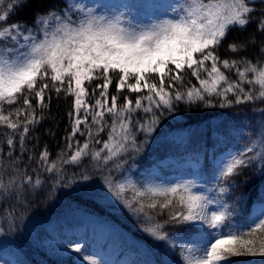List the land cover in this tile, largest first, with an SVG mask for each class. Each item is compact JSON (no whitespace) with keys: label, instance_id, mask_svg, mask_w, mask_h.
Returning a JSON list of instances; mask_svg holds the SVG:
<instances>
[{"label":"snow or ice","instance_id":"6c2138e0","mask_svg":"<svg viewBox=\"0 0 264 264\" xmlns=\"http://www.w3.org/2000/svg\"><path fill=\"white\" fill-rule=\"evenodd\" d=\"M26 3L0 0V205L11 201L0 211L8 231L23 219L17 211L27 207L29 190L50 182L54 191L99 173L140 230L178 255L180 264L264 258V193L243 218V195L227 199L247 170L264 175V7L256 6L264 0H167L161 11L144 15L105 0H62V7L37 11L31 25L7 23ZM253 20L259 39L255 33L234 38L225 49L230 55L222 57L229 31L245 30ZM250 46L258 48L255 58L241 55ZM53 97L70 101L55 158L37 134L54 119ZM180 104L252 105L259 119L240 137L243 143L215 160L210 180H134L130 161ZM45 132L56 136L51 128ZM69 167L80 171L69 176ZM68 247L87 264H107L80 243Z\"/></svg>","mask_w":264,"mask_h":264},{"label":"trees","instance_id":"16d2710c","mask_svg":"<svg viewBox=\"0 0 264 264\" xmlns=\"http://www.w3.org/2000/svg\"><path fill=\"white\" fill-rule=\"evenodd\" d=\"M53 5L62 7V0H27L24 7L10 15L7 23L27 22L31 25L37 11ZM256 6L264 7L260 4ZM129 7L140 15L148 13L144 0H130ZM259 15V12L254 14ZM256 27L253 20L245 30L232 28L220 49L221 56L230 55L225 49L234 38L243 39L255 33L259 39L260 33L256 32ZM257 51L258 48L250 46L241 55L255 58ZM69 105L70 101H65L63 97L59 101L53 97L50 116L54 119L45 120L37 129L40 147L47 143L53 158L58 148L63 146L61 138L68 124ZM252 107L247 105L222 109L178 105L174 113L161 118L143 151L134 161H130L135 167L131 168L129 174L134 180L140 181L156 169L155 177L159 179L169 175L182 178L195 174L201 183L210 180L215 160L226 150L243 143L240 137L251 130L254 120L259 119ZM49 128L55 131V138L45 132ZM139 139L143 140V135ZM31 144H35V141ZM7 150L5 145L4 151ZM84 164L87 165L88 161ZM79 171L78 168L69 167L68 175ZM45 176L47 178V174ZM240 180L243 183L232 189L227 199L231 202L243 195L240 210V218H243L254 210L264 193V175L249 169ZM10 203L5 201L0 208ZM26 203V208H18L17 215L23 212L24 217L16 221V229L12 232L8 231V223L0 211V227L4 229L0 233V254L15 259L17 264H80L72 253L56 249L53 243L63 240L73 243L81 235H85L89 242L98 244L109 255L117 251V259L131 256L132 263L140 264L146 261L168 264L170 258L180 262L179 256L168 251L162 242L154 241L140 230L135 217L104 187L99 173H92L87 181L76 178L68 187L60 185L54 191L48 182L35 193L29 190ZM181 231L187 232L186 229ZM251 259L264 258L234 257L233 261L234 264H243L245 260Z\"/></svg>","mask_w":264,"mask_h":264},{"label":"rangeland","instance_id":"374dc122","mask_svg":"<svg viewBox=\"0 0 264 264\" xmlns=\"http://www.w3.org/2000/svg\"><path fill=\"white\" fill-rule=\"evenodd\" d=\"M85 2L89 3V4H93V3H97L99 2V0H85ZM106 3H110V4H123V5H130V0H105ZM167 2V0H146V6L149 9L148 14H151L152 12H156L157 10L161 11L162 10V6ZM169 2H171V0H169ZM134 13V12H133ZM230 150H234V149H228L225 152H223L220 157L223 154H226L228 151ZM219 157V158H220ZM155 174H157V170L153 169L151 170L149 173L146 174L145 178H151V177H155ZM131 177L132 175L129 174ZM133 178V177H132ZM176 179H198L200 182V179L195 175V174H191L187 177H182V178H176L174 176H167L165 178H160V180L162 181H174ZM257 206V205H256ZM255 206V207H256ZM195 235V233L193 234ZM87 237L81 235L76 241L74 240L73 243L69 242L68 240H63V241H58L57 243H53V245L56 247V249L61 250L62 252H69L72 253L75 258L77 259V261L80 264H87V261H84L82 257L79 256V254L73 252L70 250V248L68 247V245L74 244V243H80L83 246H85L87 249L98 253L105 262H107V264H140V263H132L131 262V256L130 257H121L119 259L116 258V253L117 251L113 252L111 255L105 253L104 250L101 249V247L98 244H95V242L92 241H87ZM170 261H175L174 259L170 258ZM0 262H3V264H17V262L14 260H12V258L7 257V256H3L0 254ZM176 264H180V262L175 261Z\"/></svg>","mask_w":264,"mask_h":264}]
</instances>
